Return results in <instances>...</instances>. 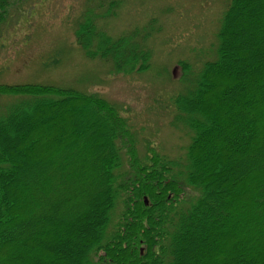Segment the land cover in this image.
<instances>
[{"label":"trees","instance_id":"trees-1","mask_svg":"<svg viewBox=\"0 0 264 264\" xmlns=\"http://www.w3.org/2000/svg\"><path fill=\"white\" fill-rule=\"evenodd\" d=\"M19 1L0 0V27ZM103 17L76 30L86 54L147 69V35L111 37ZM216 53L175 99L192 132L181 172L142 159L102 97L0 83L20 97L0 116V264H264V0H229Z\"/></svg>","mask_w":264,"mask_h":264},{"label":"rangeland","instance_id":"rangeland-1","mask_svg":"<svg viewBox=\"0 0 264 264\" xmlns=\"http://www.w3.org/2000/svg\"><path fill=\"white\" fill-rule=\"evenodd\" d=\"M228 3L20 0L10 6L0 27V83H38L102 97L129 122L142 159L153 148L177 161L181 172L192 132L177 117L175 99L192 89L205 63L216 60L218 32ZM86 11L105 16L96 24L111 37L147 35L150 66L125 72L110 61L89 57L75 35ZM19 98L0 94V116ZM187 192L195 195L189 188Z\"/></svg>","mask_w":264,"mask_h":264},{"label":"water","instance_id":"water-1","mask_svg":"<svg viewBox=\"0 0 264 264\" xmlns=\"http://www.w3.org/2000/svg\"><path fill=\"white\" fill-rule=\"evenodd\" d=\"M145 203H147V201H145ZM143 251H142V249H141V253H142Z\"/></svg>","mask_w":264,"mask_h":264}]
</instances>
